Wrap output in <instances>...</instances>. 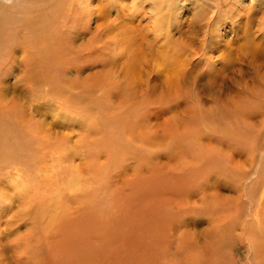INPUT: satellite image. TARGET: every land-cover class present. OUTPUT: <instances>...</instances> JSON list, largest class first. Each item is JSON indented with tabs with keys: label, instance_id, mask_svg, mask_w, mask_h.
<instances>
[{
	"label": "rangeland",
	"instance_id": "rangeland-1",
	"mask_svg": "<svg viewBox=\"0 0 264 264\" xmlns=\"http://www.w3.org/2000/svg\"><path fill=\"white\" fill-rule=\"evenodd\" d=\"M15 4L0 11V264H264V34L248 45L186 12L165 54L131 64L79 33L69 62L46 60L67 1Z\"/></svg>",
	"mask_w": 264,
	"mask_h": 264
},
{
	"label": "bare ground",
	"instance_id": "bare-ground-1",
	"mask_svg": "<svg viewBox=\"0 0 264 264\" xmlns=\"http://www.w3.org/2000/svg\"><path fill=\"white\" fill-rule=\"evenodd\" d=\"M66 1V7L62 11H58V20L55 19L56 14L54 13L53 18L55 20L52 21V27L54 26L53 30L56 33L53 45L62 50V54L54 56V53L45 52L43 56L46 60L54 58L69 62L67 55L69 45H67L65 38L77 37L79 33L88 35L87 45L89 46L93 44L91 36L93 33H107V37L111 42L118 44L119 47L127 46L124 52L128 54L127 62L131 64L138 62L137 60L144 59L143 57L146 55L144 48L154 51L156 47L153 45L159 47L157 53L165 54L170 52V50L166 51L165 47L170 46L173 42V30L171 31V28L181 33L182 30L180 28L183 23L181 16L182 13L186 15V12L193 13L192 22L202 24L206 31L211 28L212 22L222 28L225 26L223 25L224 21L227 20L231 23L232 28L239 30V38L245 36L247 44L252 41L251 37L254 32L259 31L264 34V0ZM0 5H8V7L0 6V11L3 12L1 18L8 17L7 13H11V10L16 7L15 0H0ZM1 29L2 25H0ZM111 31L120 32L122 38L113 37V34L108 33ZM150 34L153 36L152 40L150 39ZM12 35L7 38L2 36L0 31V42H10ZM161 47L163 48L161 49ZM124 52L120 53L124 54ZM163 57L166 58L167 56ZM78 184L79 180L75 178L69 182V187L76 189ZM141 187L143 191L148 193L150 186L143 184ZM155 207L154 204V207L150 209Z\"/></svg>",
	"mask_w": 264,
	"mask_h": 264
}]
</instances>
